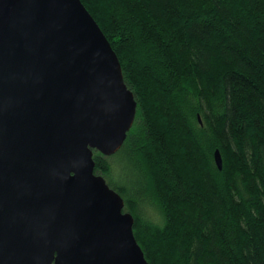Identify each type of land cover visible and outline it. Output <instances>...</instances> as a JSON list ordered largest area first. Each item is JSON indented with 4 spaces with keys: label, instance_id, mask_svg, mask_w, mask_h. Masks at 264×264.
Here are the masks:
<instances>
[{
    "label": "trees",
    "instance_id": "16d2710c",
    "mask_svg": "<svg viewBox=\"0 0 264 264\" xmlns=\"http://www.w3.org/2000/svg\"><path fill=\"white\" fill-rule=\"evenodd\" d=\"M81 2L138 103L121 150L94 159L147 261L264 264V0Z\"/></svg>",
    "mask_w": 264,
    "mask_h": 264
},
{
    "label": "water",
    "instance_id": "95a60500",
    "mask_svg": "<svg viewBox=\"0 0 264 264\" xmlns=\"http://www.w3.org/2000/svg\"><path fill=\"white\" fill-rule=\"evenodd\" d=\"M138 103L81 0H0V264H150L112 157ZM214 161L222 170L219 150Z\"/></svg>",
    "mask_w": 264,
    "mask_h": 264
},
{
    "label": "rangeland",
    "instance_id": "374dc122",
    "mask_svg": "<svg viewBox=\"0 0 264 264\" xmlns=\"http://www.w3.org/2000/svg\"><path fill=\"white\" fill-rule=\"evenodd\" d=\"M119 169H120L119 172H117V174L114 177V179H115L114 181L124 184L127 180L130 179V176H129V173L126 171V169H124L123 166H120Z\"/></svg>",
    "mask_w": 264,
    "mask_h": 264
}]
</instances>
